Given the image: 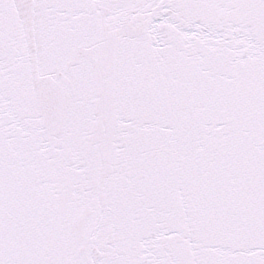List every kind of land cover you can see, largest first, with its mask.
I'll return each mask as SVG.
<instances>
[{
  "label": "snow or ice",
  "instance_id": "6c2138e0",
  "mask_svg": "<svg viewBox=\"0 0 264 264\" xmlns=\"http://www.w3.org/2000/svg\"><path fill=\"white\" fill-rule=\"evenodd\" d=\"M0 264H264V0H0Z\"/></svg>",
  "mask_w": 264,
  "mask_h": 264
}]
</instances>
